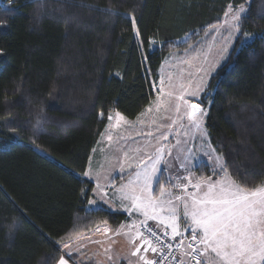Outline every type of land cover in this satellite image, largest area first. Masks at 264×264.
Returning a JSON list of instances; mask_svg holds the SVG:
<instances>
[{
	"label": "trees",
	"instance_id": "trees-1",
	"mask_svg": "<svg viewBox=\"0 0 264 264\" xmlns=\"http://www.w3.org/2000/svg\"><path fill=\"white\" fill-rule=\"evenodd\" d=\"M246 2L0 0V264H57L64 242L126 220L88 210L85 172L108 116L136 119L169 53ZM241 33L199 104L227 174L255 188L264 185V0L250 2ZM196 172L220 175L204 163Z\"/></svg>",
	"mask_w": 264,
	"mask_h": 264
},
{
	"label": "rangeland",
	"instance_id": "rangeland-1",
	"mask_svg": "<svg viewBox=\"0 0 264 264\" xmlns=\"http://www.w3.org/2000/svg\"><path fill=\"white\" fill-rule=\"evenodd\" d=\"M251 1L247 0L246 3L231 6L233 11H235L239 6L243 5L245 9L242 13L243 18ZM225 19L224 14L221 22L217 24L218 27L208 31L197 43L192 44L190 42L191 44L189 43L187 48L169 53L159 70L158 79L154 83L155 99L141 115L135 120L125 117L127 122H120L117 125L118 118L115 115L116 113L112 114L113 120L109 121L105 132L93 151L86 171L88 175H85V177L93 179L95 182L96 189L94 192L97 197H100V199L102 197L105 198V189L102 186V182L109 179V177L118 182V184L115 183L118 187L116 193L121 192L123 186L136 179V172L139 171V168H137L139 161L149 154L155 157L157 148L164 150L160 154L162 160L157 164V168L160 170L157 175L162 177L161 184L165 192L171 194L173 199L179 194L173 190L174 185L183 181L187 184L188 181L184 177L191 176L193 166L199 167L204 163L209 167L213 166L216 170H221L217 157L222 156L212 146L206 127L208 108L201 107L202 110L207 112V115L203 117L202 124V127L207 130L205 136L196 130L184 115L187 105L183 100L177 99V97L183 95L184 100L191 103H199L206 93L212 77L228 62L241 34L233 36L229 43L226 39L228 26L224 24ZM251 40L252 37L244 36L242 42L246 44ZM225 45H227V51L223 52L222 49ZM161 77L164 80L163 86L160 85ZM201 78H203V84L206 86L202 87L196 96L189 95L188 93L196 90V85L201 82ZM182 84L184 85L183 88L181 87ZM161 87H163V91H161ZM169 93L171 95H168ZM177 105H179V112L175 110ZM148 109H151V111H148ZM147 133H152V135H147ZM164 136H167V139H163L162 137ZM149 164H151V161H149ZM223 174L224 171L221 176ZM228 177L221 178V180H226ZM97 184L100 185L99 188H97ZM159 193L160 187L153 183L152 194L159 196ZM181 194L186 195L185 192ZM174 203L177 206L178 213L181 214L182 222L181 201L174 200ZM123 204L127 206L128 202L124 201ZM82 245H84V242ZM63 250L65 253H62L64 255L61 258L67 260L68 264H97V262L90 263L93 256L98 260L97 254L86 253L82 257L74 258L70 257L69 250L64 248ZM65 254L68 255L66 256ZM207 256L214 257V253L209 252ZM109 257L108 259L103 258L100 262L102 264H114V260L109 259ZM118 259L120 261L123 260L119 257ZM204 259L205 256H202L200 264H205ZM123 264L126 263L123 262ZM141 264H144V260Z\"/></svg>",
	"mask_w": 264,
	"mask_h": 264
},
{
	"label": "snow or ice",
	"instance_id": "snow-or-ice-1",
	"mask_svg": "<svg viewBox=\"0 0 264 264\" xmlns=\"http://www.w3.org/2000/svg\"><path fill=\"white\" fill-rule=\"evenodd\" d=\"M244 11L243 5L233 11L230 4L225 12L224 24L228 26L226 39L229 43L236 34H243L241 33V21ZM132 22L138 36L139 29L135 28L134 16H132ZM212 27L218 26L213 25ZM222 51H227V45ZM0 54H2V50H0ZM160 85H164L163 77H161ZM204 86L206 85L203 84V78H201V82L196 85V90L188 94L196 96ZM181 87L183 88L184 85L182 84ZM161 91H163V87H161ZM177 99L183 100L187 105L184 115L192 126L206 136L207 130L202 127V124L203 117L207 115V112L201 109L199 103L184 100L183 95ZM175 110L179 112V105ZM115 115L118 118L117 125L120 122H127L121 113L117 112ZM108 119L109 121L113 120V116L109 115ZM147 135H152V133H147ZM162 138L167 139V136ZM163 151L162 148H157L155 157L149 154L141 159L137 164L139 171L136 172V179L121 189L122 206L124 201L128 202L127 206H124V210L137 212L143 216L144 221L141 222V227L148 232V235H145L144 231L137 229L129 236V242L135 245L132 255H139L142 248L145 252L150 250L154 254L159 253L161 257L171 254L174 245L168 243L166 247L169 251H164L163 242L158 234V230H162L163 235L170 236L171 240H176L177 237L183 238L185 232L189 233V243L186 248L183 247V239L175 247L181 250L185 256H191L195 264H200L199 257L207 256L209 252L214 253V257L206 261V264H264V185L248 188L236 183L230 176L227 180L219 182L203 178L193 181L191 176H188L184 178L188 181L187 184L174 185L181 188L186 196L176 195L173 199L171 194L165 192L161 184L162 177L157 175L160 171L157 164L162 160L160 154ZM217 160L220 168L227 174L222 157H217ZM85 175L87 176L88 172H85ZM153 183L160 187L159 196L152 194ZM189 186L195 191L188 192ZM99 187L100 185L97 184V188ZM104 195L106 196L107 193ZM174 200L181 201L184 228H181V214L178 213ZM90 203L94 204L95 201H90ZM147 220L156 221L155 227H149L146 224ZM14 227V225L9 226V231L11 232ZM132 227L136 228L137 226L133 224ZM107 231L109 230L105 229V232ZM119 234L118 232L117 235ZM125 234L127 235V233ZM137 240L140 241L139 245H136ZM195 245L201 247L197 248ZM64 247L70 248L71 246L65 244ZM187 249H191V252H188ZM140 258L144 260V264H157L155 260H147L143 256ZM59 264H68V261L61 258ZM178 264H184L183 260Z\"/></svg>",
	"mask_w": 264,
	"mask_h": 264
},
{
	"label": "crops",
	"instance_id": "crops-1",
	"mask_svg": "<svg viewBox=\"0 0 264 264\" xmlns=\"http://www.w3.org/2000/svg\"><path fill=\"white\" fill-rule=\"evenodd\" d=\"M197 167L198 166H195V167L193 166L192 168L191 178L193 181L201 179L196 172ZM209 169L212 171H217L218 173H220V175L216 177L214 175L210 177H206V178H203L204 180H211L214 182H219L221 181V178L229 176L225 172L224 174L226 175L223 174V176H221L223 173L222 169L216 170V168H213V166H210ZM87 179L90 180L94 184V189H93V193H92V197L90 201H95L94 204L89 202L88 210L94 211L100 208H107L111 212L124 214L126 216V220L121 225H119L117 228H113L108 224H104V225H101L95 228L94 230L88 233L83 234L82 236L76 237L75 239L65 243V244H69L71 246L70 248H65L64 247L65 244H62L60 247L61 252L65 253L63 248L66 250H69L70 257H74V258L82 257V255L84 254L86 255V253H92L94 255L97 254L98 260L93 256V258H91V261H90V263L97 262V264H102L100 261L103 258L108 259V256H110L111 259L114 260L113 261L114 264H117V262L118 264H123V262H125L126 264H139V263L141 264L143 263V259L140 258L141 256H143L147 260H151V259L154 260L155 257L157 256V253L154 254L151 251L145 252L143 248L141 249V252L139 255L137 256L132 255V251L135 245L129 242V236L132 233H134L137 229L140 230V224L142 221H144V217L135 212H128L124 210V206L126 205L123 204L122 206V201L120 199L121 192L116 193V190H118L117 189L118 187L117 185H115V183L118 184V182H116L115 179L110 178V177L109 179H106L104 182H102V186L105 189L104 193H107V195L106 196L104 195L105 198L102 197L100 199V197H97L96 193L94 192L96 189L95 182L93 181V179H89V178ZM173 190L179 193L178 195H182L181 193H183L181 191H178L175 187L173 188ZM194 191L195 190L192 187L188 189V192H194ZM156 223L157 222L153 220L146 221V224L152 225V226H155ZM133 224H135L137 227L133 228L132 227ZM184 227H185V224L183 220L181 222V228H184ZM105 229L109 231L105 232ZM118 232L120 233L119 235H117ZM125 233H127V235ZM185 233H188V232H185ZM83 242H84V245H82ZM139 243L140 241L137 240L136 245H139ZM118 257L123 260L120 261ZM210 258L212 257L205 256V259H204L205 264H206V261H208Z\"/></svg>",
	"mask_w": 264,
	"mask_h": 264
},
{
	"label": "built area",
	"instance_id": "built-area-1",
	"mask_svg": "<svg viewBox=\"0 0 264 264\" xmlns=\"http://www.w3.org/2000/svg\"><path fill=\"white\" fill-rule=\"evenodd\" d=\"M176 184H186L185 181L183 182H177ZM178 191H182L181 188L176 187ZM148 225V224H147ZM149 227H155L152 225H148ZM140 230L144 231L145 235H148V232L145 228L141 227L140 224ZM158 234L160 235L161 241L163 242L162 247L164 248L165 252H168L166 245L168 243H171L174 245L173 250L171 251V254L167 255L166 257H161L159 253H157V256L155 257V261L157 264H178L179 261L183 260L184 264H195V261L191 259V256H185L183 252L175 247V245L180 244L181 240L183 239L184 244L183 247L186 248L187 244L189 243V233H185V236L177 237L176 240H171L170 236H164L162 230H158ZM159 242V241H158ZM197 248H200V245H195ZM188 252H191V249H187ZM200 263L202 260V256L199 257Z\"/></svg>",
	"mask_w": 264,
	"mask_h": 264
}]
</instances>
